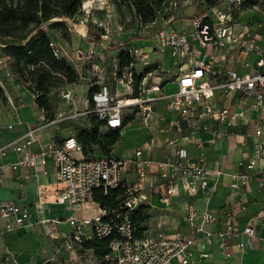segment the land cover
<instances>
[{"label": "built area", "instance_id": "obj_1", "mask_svg": "<svg viewBox=\"0 0 264 264\" xmlns=\"http://www.w3.org/2000/svg\"><path fill=\"white\" fill-rule=\"evenodd\" d=\"M202 3V12L193 16L188 29L183 31L171 28V20L178 11L196 8L197 0H164L157 12L163 27L150 37L149 46L152 52L157 48L170 50L175 60L169 72H162L158 64L152 65L149 53L141 47H126L124 40L119 43L117 54L106 64L101 55L109 49L104 44L108 39L105 24L99 25L104 31L101 40L88 38L87 31L80 32L83 45L69 54L49 34V24L55 19L39 27L49 35L53 56L65 59L78 74V80L65 83L52 93L56 110L53 120H46L45 112L38 110L36 125L26 126L24 133L0 148V154L8 149L21 154L20 160L10 165L12 169L43 167L48 158L53 160L57 178L63 184L57 192L56 203L72 212L65 220L71 234L57 236V220L40 223L45 234L58 240L59 248L75 255L80 264H190L194 252H198L201 259L207 258V249L212 245L226 254L229 239L239 234H246L251 240L255 224L264 222V206L242 231L228 223L223 229H211L217 217L207 208L198 212L194 206L187 207L183 218L189 230L187 235H166L157 231L150 236L145 231L142 236H136L131 222V212L143 206L146 192L158 196L164 206H169L172 198L182 192L191 198L203 192L206 198L210 197L217 187V183L210 184L208 180L211 173L217 179L228 176L227 186L234 192H250L251 184L256 183L254 192L264 201V0H216L211 8L204 0ZM151 24H156V18ZM2 47L0 44V49ZM119 52L127 53L133 61L122 70L118 66ZM9 62L10 58L0 53V88L5 97L4 104L0 101V119L6 107L16 116L18 91L27 89L34 103L38 96L28 89V83L17 80ZM86 66L87 70L83 68ZM83 86L88 91L79 105H84L81 110L74 95ZM118 87L124 88L123 93L120 94ZM93 88L96 91L88 98ZM60 105L67 112H60ZM159 109L163 114L177 116L178 121L169 124L170 131L175 129L178 134L186 131L185 136L191 142H196L194 133L206 134V140L196 142L199 148L226 135L239 137L244 150L235 172L226 175L218 163L213 169L209 168L202 155L191 158L172 139L167 145L174 147L173 158L154 162L156 172L150 171L152 161L143 158L142 148L126 157H121L114 146L105 155L97 149L85 155L76 132H70L61 140L54 137L37 151L30 150L38 143L36 133L41 128L70 121L81 123L75 127L76 131V128H85L89 119H95L102 124L99 132L111 129L121 135L128 123L137 119L141 131L151 136L158 129L157 124L163 122ZM16 121L17 125H22L17 116ZM147 143L153 145L152 137ZM117 188L123 192L119 209H103L93 202L96 190L107 194ZM91 205L95 206L93 218L74 217L78 208L88 209ZM29 221L30 213L26 208L0 202V233L25 227ZM109 237H112L109 253L101 263L90 250L78 252L83 241ZM87 251L92 256L86 259ZM56 255L57 252L49 253L42 248L43 263L64 264Z\"/></svg>", "mask_w": 264, "mask_h": 264}, {"label": "crops", "instance_id": "obj_2", "mask_svg": "<svg viewBox=\"0 0 264 264\" xmlns=\"http://www.w3.org/2000/svg\"><path fill=\"white\" fill-rule=\"evenodd\" d=\"M194 9L190 7L176 12L170 27L178 31L187 30L192 18L189 14H192ZM21 91L25 92V90L17 92L20 99L16 116L22 125H17L15 114L9 108H4L0 119V148L24 133L26 126H35L39 118V111L34 101L29 93L25 92L29 98L27 106L30 113H34L35 120L32 125L20 120L24 107ZM17 94L13 96L16 98ZM158 111L162 115L163 122L157 124L158 129L151 136L146 134L141 145L136 147V149H144L143 158L152 161L150 171H158L154 162L173 158L174 147L167 145V141L172 139L175 145L184 148L191 158L196 159L202 155L209 168L213 169L215 163H218L226 175L235 172L236 164L244 150L239 142L241 140L239 137L233 134L226 135L211 145L204 144L202 148H199L196 142L206 140V134L194 133L196 142H191L185 136L186 131L183 130L184 132L180 134L176 133L175 129L170 131L169 124L178 121L175 114H163L160 109ZM152 123L156 125L155 119L152 120ZM182 127L184 128V126ZM70 132H75V126H68L64 123L46 125L36 133L38 143L33 144L30 150L37 151L40 145L47 144L52 138L57 137L61 140ZM123 136L121 133L120 138ZM151 137L153 145L149 144V146L147 142ZM20 158L21 154L12 149L6 150L3 155L0 154V202H12L26 208L30 213V221L25 227L0 233V264H14L13 261L15 264H40L43 259L42 248L49 253L57 252L56 258L59 262L80 264L75 255L59 248L58 240H53L45 234L40 223L42 220H57L59 223L56 225V235L64 237L71 234V228L65 220L72 215V212L56 203L57 192L63 187V184L57 178L53 160L48 158L43 167L17 166L12 169L10 165L16 164ZM208 180L210 184L217 183L216 190L210 197L206 198V193L203 192L191 198L182 192L178 197L172 198L169 206H164L158 196L149 195L146 192V202L143 204L149 215L146 222V234L152 236L157 231L166 235L189 234V230L183 222L188 206H194L198 212H202L205 208L212 212L217 217L216 223L211 227L213 230L223 229L228 223L242 231L250 223L251 217L264 206L263 199L254 192L256 183L251 184L250 192L241 193L234 192L227 186L228 176L217 179L211 173L208 175ZM155 208L162 209L165 214L163 218L159 217L157 221L149 224L152 219L151 212ZM88 209L91 211L90 216H83L80 211L86 209L78 208L74 217L78 219L93 218L95 206L91 205ZM229 245L230 248L226 254H222L216 245L210 246L205 259H201L198 252H194L190 264H264V222L258 221L255 224V235L251 240L246 234H239L229 239ZM85 254L91 255V252L87 251ZM170 264L177 263L171 262Z\"/></svg>", "mask_w": 264, "mask_h": 264}, {"label": "trees", "instance_id": "obj_3", "mask_svg": "<svg viewBox=\"0 0 264 264\" xmlns=\"http://www.w3.org/2000/svg\"><path fill=\"white\" fill-rule=\"evenodd\" d=\"M82 2L83 0H0V44L3 45L0 53L10 58V70L17 80L28 83V89L38 94L35 104L38 110L45 112V119L48 121L56 116L52 93L65 83L77 82L78 74L65 59L53 56L49 47V35L40 31L39 27L55 18L60 21L51 22L50 30L66 27L63 19L73 20L79 14ZM109 2L117 8L120 6L128 8L140 26H147L155 20L164 0H109ZM204 2L211 8L216 0ZM132 62L127 53L119 52L120 70ZM94 91L95 88L90 89L88 98H91ZM0 100L5 101L1 88ZM101 125L95 119H89L85 128H76V137L85 155L92 153L94 149L100 154H108L119 141L121 137L119 131L110 129L99 132ZM92 200L103 209H119L123 192L120 188L109 190L107 194L96 190ZM146 209L145 206H140L131 212V222L136 229V236H142L147 230L146 222L149 215ZM111 241L112 237L83 241L79 244L78 252L90 250L94 258L101 263L104 256L109 253Z\"/></svg>", "mask_w": 264, "mask_h": 264}, {"label": "rangeland", "instance_id": "obj_4", "mask_svg": "<svg viewBox=\"0 0 264 264\" xmlns=\"http://www.w3.org/2000/svg\"><path fill=\"white\" fill-rule=\"evenodd\" d=\"M203 7V3L198 0L194 12L189 14L190 17L201 13ZM55 20L57 21L60 19L55 18ZM63 21L65 22L66 27H59L55 30H50L49 34L53 36L54 39L63 47V50L67 54H69L73 49L83 45V41L79 37L80 32L87 31L88 38L101 40L100 36L104 33V31L99 25L102 23L106 25L108 34V39L103 41L104 44L106 43V45L109 46V49L105 53L102 52L101 54L103 59L106 60V64H108L109 58L111 59L117 54V51L120 48L119 43L124 40L126 41L124 43L126 47L134 46V48L137 49L141 47L142 50L149 53L148 60L150 63L152 65L158 64L162 69V72H169L173 69V61L175 59L171 57L170 50L168 48H157L155 52H152L151 47L149 46L151 42L150 37L163 27L162 22L159 21V16H156V24L140 26L133 16V13L126 7L120 6L117 8L112 5L109 0H83L79 14L73 20L63 19ZM140 62V60L136 61L137 64ZM83 68L87 70L88 66ZM78 70H80V66H78ZM160 75H162V73H160ZM118 89L120 94L123 93L124 88L118 87ZM87 91L88 88L83 86V89H77L75 92L74 97L78 101V106L83 99L86 98ZM25 92H28V90L25 89ZM25 92L21 91V100L24 107L20 120L28 125H32L35 120L34 113H30L29 111L27 106L29 98ZM0 101L4 104L3 100ZM60 106V112L66 111L62 108V106ZM83 106L81 105L78 108L82 110ZM64 124L79 127L81 123L79 121H70ZM122 133L124 136L119 139L114 146V149L121 157H126L127 154L133 152L136 147L141 145L146 133L145 131H141L137 119L130 121L122 130ZM80 213L86 217L90 216L91 211L86 209L80 211ZM164 214L165 212L162 209L155 208V210H152L151 212L152 219L149 224L157 221L159 217L163 218ZM84 257L87 259L90 258V255H85Z\"/></svg>", "mask_w": 264, "mask_h": 264}]
</instances>
